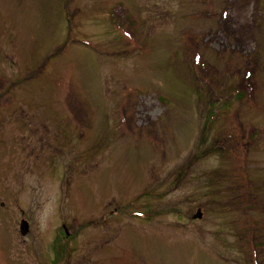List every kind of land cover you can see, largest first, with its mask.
<instances>
[{
	"label": "rangeland",
	"instance_id": "obj_1",
	"mask_svg": "<svg viewBox=\"0 0 264 264\" xmlns=\"http://www.w3.org/2000/svg\"><path fill=\"white\" fill-rule=\"evenodd\" d=\"M0 264H264V0H0Z\"/></svg>",
	"mask_w": 264,
	"mask_h": 264
},
{
	"label": "water",
	"instance_id": "obj_2",
	"mask_svg": "<svg viewBox=\"0 0 264 264\" xmlns=\"http://www.w3.org/2000/svg\"><path fill=\"white\" fill-rule=\"evenodd\" d=\"M202 216H203V214H202L201 210H199V211L197 212V214L194 216V219H201ZM20 228H21V234H22L23 236L28 235V233H29V231H30V225H29V223H28L27 221H22V222H21V227H20Z\"/></svg>",
	"mask_w": 264,
	"mask_h": 264
},
{
	"label": "trees",
	"instance_id": "obj_3",
	"mask_svg": "<svg viewBox=\"0 0 264 264\" xmlns=\"http://www.w3.org/2000/svg\"><path fill=\"white\" fill-rule=\"evenodd\" d=\"M241 95V94H240ZM68 240V239H67ZM66 240H64V239H61V244H60V246L57 244V247H56V251L58 252V253H60V254H67V248H66ZM68 250H69V248H68ZM71 254H70V252H69V255H68V257L70 256Z\"/></svg>",
	"mask_w": 264,
	"mask_h": 264
}]
</instances>
